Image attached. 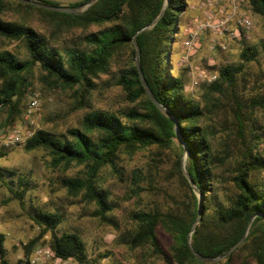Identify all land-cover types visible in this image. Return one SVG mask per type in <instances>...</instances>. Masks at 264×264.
I'll use <instances>...</instances> for the list:
<instances>
[{
	"label": "trees",
	"instance_id": "trees-1",
	"mask_svg": "<svg viewBox=\"0 0 264 264\" xmlns=\"http://www.w3.org/2000/svg\"><path fill=\"white\" fill-rule=\"evenodd\" d=\"M88 1L80 0L73 7ZM25 4L49 14L69 17L81 25L97 24L102 29L87 37L92 44L90 49L73 48L63 52L50 46L35 28L0 18V36L24 40L29 54V58L19 59L10 51H0V111L8 109L12 121L19 114L21 100L29 87L23 74L37 64L55 87L74 90L77 108L86 106L95 79L108 74L119 52L127 48L131 50L130 62L119 72L118 83L131 103L143 99L144 104H141L142 111L130 108L122 114L112 110L91 111L83 119L85 131L80 128L68 130L73 137L71 140L41 128L27 140L26 149L46 148L57 164L72 161L86 163V178H66L64 183L72 192L85 189L86 196L97 202V213L105 218L113 207L109 202V192L96 183L99 169L106 164H114V159L123 150L135 151L153 146L171 148L177 139L175 118L188 147V174L202 195L200 222L191 232L198 218L199 197L183 173L184 147L179 142L171 169L153 159L146 171H133V191H151L156 202L153 209L132 215L136 231L129 243L133 247L150 246L162 252L159 230L162 229L172 236L171 251L179 264H202L203 258L226 254L245 236L244 242L226 257L225 264L232 263L242 254L245 260L264 264V187H260L254 179L256 172L264 170V154L256 152L243 134L244 148L236 159V165L228 173L220 172L230 163V155L215 152L209 131L203 125L207 111L217 105L215 97L210 96L211 105L205 107L190 98L185 92L186 78L172 75L168 64L170 41L175 37L174 30L179 28L177 16L179 12L186 11L189 0H169L167 4L166 0H96L81 14L55 12L28 2ZM165 5L167 8L163 16L149 27ZM249 5L254 12L264 16V0H249ZM136 33L141 52L139 62L146 82L166 112L150 100L141 82L135 63L133 36ZM256 53L255 47L245 44L240 56L243 61H251ZM243 66L240 63L221 67L220 78L234 85L238 74L243 72ZM211 89L218 91L221 86L216 84ZM235 118L239 130L243 132L245 123L239 106L235 109ZM143 122L149 125L144 126ZM95 132L99 134L97 139L91 135ZM167 169L170 170L169 176L165 175ZM10 173L15 174L13 171ZM19 181L24 187L27 185L23 176H19ZM224 182H230L232 189L223 191ZM14 192L18 197L17 191ZM19 197L23 198L22 194ZM35 221L41 230L24 245V252H30L38 242H42L64 258L72 257L79 262L95 264L88 261L86 244L77 232H58L57 227L62 222L58 211L39 210ZM48 234L51 236L45 239ZM4 242L5 235L0 232V253L6 258ZM4 262L8 263V259Z\"/></svg>",
	"mask_w": 264,
	"mask_h": 264
},
{
	"label": "rangeland",
	"instance_id": "rangeland-1",
	"mask_svg": "<svg viewBox=\"0 0 264 264\" xmlns=\"http://www.w3.org/2000/svg\"><path fill=\"white\" fill-rule=\"evenodd\" d=\"M44 1L73 7L80 0ZM25 2L27 1L0 0V7L1 4L3 5L0 18L35 28L50 46L63 52L73 48L90 49L92 44L87 37L102 29V26L97 24L85 26L69 17L49 14L43 9L27 6ZM88 2L73 7L77 10L75 14L83 13L94 3L88 4ZM199 2L200 0H189L186 11L178 13L179 28L174 30L175 37L170 41L168 64L172 75L186 78L185 92L190 98L205 107L211 105L209 97H215L217 105L207 111L203 125L209 131L215 152L230 155V163L224 170H220L228 173L236 165V159L244 148L243 134L246 142L256 152L264 154V16L254 12L250 6H246L254 22L252 29L237 37L219 36L210 29H202L195 37L194 47L189 49L184 46V41L192 37L193 22L205 17L202 9L197 7ZM233 28L237 29L235 25ZM133 43L135 46L134 40ZM245 44L257 50V55L251 61L241 59L240 53ZM0 51H10L19 59L29 58L24 40H11L0 36ZM130 54V48L119 52L109 73L102 75L100 79H95L94 89L92 95L87 98L86 106L77 108L78 100L74 90L55 87L46 79L45 71L37 64L31 71L23 74L27 78L26 83L29 87L21 100L19 114L12 121L8 109H1L0 232L5 235L4 256L7 259L17 258L25 251L24 245L38 235L41 228L35 218L37 212L41 210L58 211L62 215V222L57 227L58 232H77L86 244L89 262L179 264L171 251L172 236L162 229H159L162 252H157L150 246L133 247L129 243L131 235L136 231L132 215L141 210L153 209L156 202L151 191L138 193L133 191L131 180L133 171L137 169L146 171L153 159H157L162 166L171 169L176 157L178 139L174 140L175 143L171 148L161 149L153 146L135 151L123 150L114 159V164L109 163L99 169L96 183L109 192V202L113 207L106 213L105 218L97 213L98 204L86 196L85 189L72 192L64 183L66 178H86L88 171L86 163L72 161L57 164L48 149L39 147L29 150L25 147L27 140L41 128L71 140L73 137L68 130L80 128L85 131L83 119L91 111L112 110L119 114L130 108H138L142 111L143 99L138 103H131L118 83L119 72L128 66ZM240 63L244 64L243 72L238 74L234 85L220 78L221 67ZM214 73L218 75L217 78L209 81ZM216 84L221 86L218 91L211 89ZM33 101H36V104H33ZM237 106L240 107L245 123L243 132L239 130L235 118ZM143 125L148 126L149 123L143 122ZM15 128L23 130L25 141L10 146L4 145L3 142H6ZM91 135L95 139L99 136L96 132ZM187 162L188 151H184L182 155L184 174L185 171L188 172ZM11 171L15 174L10 173ZM165 175H170L169 169L166 170ZM254 175L260 187H264V170ZM19 176H23L27 181L25 187L20 183ZM228 189H232V184L224 182L222 190ZM14 191H17L18 197ZM195 192L199 199L202 198L198 190ZM19 194H22L23 198H20ZM50 236L48 234L45 239ZM189 239L192 242V238ZM39 243L42 242L37 244ZM227 256L203 258L202 264H225ZM72 262L86 264L76 258H72ZM230 264H254V262L245 260L242 254Z\"/></svg>",
	"mask_w": 264,
	"mask_h": 264
},
{
	"label": "built area",
	"instance_id": "built-area-1",
	"mask_svg": "<svg viewBox=\"0 0 264 264\" xmlns=\"http://www.w3.org/2000/svg\"><path fill=\"white\" fill-rule=\"evenodd\" d=\"M197 5L198 9L199 7L202 9L205 17L193 22L192 37L184 41L186 48L194 47L195 37L202 29H210L219 36L237 37L242 36L254 26L253 19L246 9V6H250L249 0H200ZM233 25L237 27L236 30ZM217 76L216 73L212 74L209 81L215 80ZM195 83H197L196 80ZM33 104H36V101H33ZM23 141H25L23 130L15 128L3 143L10 146ZM4 259L7 258H3L0 253V264H73L72 257L64 258L57 255L48 244L44 243L36 244L28 253L23 251L15 259H8V263L4 262Z\"/></svg>",
	"mask_w": 264,
	"mask_h": 264
},
{
	"label": "water",
	"instance_id": "water-1",
	"mask_svg": "<svg viewBox=\"0 0 264 264\" xmlns=\"http://www.w3.org/2000/svg\"><path fill=\"white\" fill-rule=\"evenodd\" d=\"M28 3L30 4H33L34 6H38V7H42V8H45L47 10H50V11H55V12H61V13H68V14H75L77 13V10L73 7H67V6H60V5H54V4H49V3H45V2H42V1H38V0H26ZM95 0H90L88 2V4H91L93 3ZM169 0H166V4L168 3ZM166 8L167 6L165 5L162 12L160 13V15L152 22V24L149 26H153L154 24H156L160 18L163 16V14L165 13L166 11ZM143 30V29H142ZM139 33V32H138ZM138 33H136L134 36H133V40L135 42V49H136V65H137V68H138V72H139V76H140V79H141V82L147 92V95L148 97L150 98V100L161 110V111H165V108L164 106L155 98L150 86L147 84L146 82V79H145V75H144V72L142 70V67L140 65V62H139V57H140V47L138 45V43L136 42V38H137V35ZM174 121H175V124H174V131H175V134L177 136V139L179 140L180 144L184 147V151H188L187 150V144L180 132V129H179V124L177 122V120L174 118ZM185 174L186 176L188 177L190 183L192 186H194L195 190H198L197 186L194 184V181L192 180V178L190 177V175L188 174V172L185 171ZM202 198L199 199V208H198V218L197 220L194 222L193 226H192V230L191 232H194L197 228V225L198 223L200 222V217H201V214H202ZM244 241V237L239 240L237 243H235L229 250L226 254L222 255V256H219V257H216V258H221V257H224V256H227V255H230L232 252H234ZM189 244L191 245V239H189Z\"/></svg>",
	"mask_w": 264,
	"mask_h": 264
}]
</instances>
